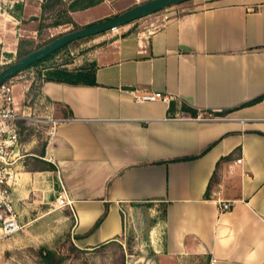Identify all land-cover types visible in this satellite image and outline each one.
Segmentation results:
<instances>
[{
	"label": "crops",
	"instance_id": "crops-1",
	"mask_svg": "<svg viewBox=\"0 0 264 264\" xmlns=\"http://www.w3.org/2000/svg\"><path fill=\"white\" fill-rule=\"evenodd\" d=\"M58 1L69 20L53 27L83 28L151 0ZM51 3L3 7V47L37 36L55 14ZM143 18L119 34L91 36L107 35L92 41L83 65L63 68L89 67L95 85H14L20 114L37 111L41 97L67 120L52 138L19 122L17 209L32 195L65 191V220L81 244L95 247L123 236L126 213L153 204L163 217V263L264 264V98L253 102L264 96V0H193ZM136 90L178 100L137 104ZM199 112L214 119H191ZM221 201L232 209L221 211Z\"/></svg>",
	"mask_w": 264,
	"mask_h": 264
},
{
	"label": "rangeland",
	"instance_id": "rangeland-1",
	"mask_svg": "<svg viewBox=\"0 0 264 264\" xmlns=\"http://www.w3.org/2000/svg\"><path fill=\"white\" fill-rule=\"evenodd\" d=\"M50 10L55 14L48 15V18L44 20L46 23L42 25L40 32L33 39L22 38L18 42L19 44L7 48H4L0 43V74L30 52L80 28L71 25H64L61 28L53 27L57 22H67L69 19L66 13L67 9L61 3H51ZM119 31L110 30L107 35L119 34L121 32ZM107 35L75 40L52 52L45 61L23 70L8 79L7 82H11L13 85L18 82H29L32 84V89L37 90L44 80L51 77L52 70L67 67L75 69L83 65L86 55L95 51L92 49L95 48L92 41L100 40L101 37H107ZM37 95L38 93H36ZM32 96L34 94L26 95V102L32 103ZM28 98L30 99L27 101ZM35 128L46 131V126L39 123ZM35 128L32 131L38 132ZM31 163L35 166L34 161ZM58 196L52 192L46 193L44 199L32 195L30 205L21 204L18 207L23 227L17 235L5 241L0 247V264L1 262L7 264H48L49 259L40 252L42 249L63 259L61 264H165L161 259L163 250L158 247L163 240V230L161 231L163 217L159 206L145 205L144 211L134 217H130L126 213L123 236L103 248L94 249V247L80 243L78 236L74 233L72 220H65L66 208L59 209L57 207ZM170 264L180 263L174 261ZM186 264L200 263L193 259L188 260Z\"/></svg>",
	"mask_w": 264,
	"mask_h": 264
},
{
	"label": "built area",
	"instance_id": "built-area-1",
	"mask_svg": "<svg viewBox=\"0 0 264 264\" xmlns=\"http://www.w3.org/2000/svg\"><path fill=\"white\" fill-rule=\"evenodd\" d=\"M44 2V0H38ZM13 3H21V0H0V10ZM118 29V28H117ZM113 29V30H117ZM14 85L5 81L0 85V247L5 241L12 239L22 230L21 214L19 213L14 197V190L18 182L17 162L20 154V127L22 120H31L35 123L46 126V134L49 138L55 137L58 128L67 122L54 116V105L40 97L39 109L33 113L20 114L18 103L14 95ZM133 99L137 104L142 103H164L171 106L178 97L163 92H141L133 91ZM180 119V115L171 116ZM196 121H211L214 115L211 113L199 112L191 117ZM239 159L236 164L240 165ZM57 207L66 208L72 204L65 191L57 198ZM221 211H229L233 202H220Z\"/></svg>",
	"mask_w": 264,
	"mask_h": 264
},
{
	"label": "water",
	"instance_id": "water-1",
	"mask_svg": "<svg viewBox=\"0 0 264 264\" xmlns=\"http://www.w3.org/2000/svg\"><path fill=\"white\" fill-rule=\"evenodd\" d=\"M188 1L193 0H151L141 5H137L115 17L66 33L54 39L49 44L30 52L4 70L0 74V85L23 70L45 59L52 52L65 47L67 44L75 40L95 36L103 32L123 27L159 10Z\"/></svg>",
	"mask_w": 264,
	"mask_h": 264
},
{
	"label": "trees",
	"instance_id": "trees-1",
	"mask_svg": "<svg viewBox=\"0 0 264 264\" xmlns=\"http://www.w3.org/2000/svg\"><path fill=\"white\" fill-rule=\"evenodd\" d=\"M53 1L55 3H59L58 0H53ZM49 57H50V55L47 58L37 62L36 64H34L32 66H35L38 63L45 61ZM32 66H30V67H32ZM50 79L58 81V82L69 83V84H89V85H95L96 84L95 80L93 78V72H92V70L89 69V67L83 68L82 70H79V71H69L67 69H55V70H53V73H51ZM262 98H264V96L259 97L258 99H256L253 102L260 101ZM36 161L41 164L40 166L38 165V167H40L41 170H46L47 167H45V165H46L45 162H43L41 159H36ZM55 169L56 168L53 165H51L49 167V170H55ZM65 213L66 214H72V212L70 210L65 211ZM104 217H105V215L99 220V222L97 223V225L95 227L99 226V224L102 222ZM112 242H114V240H111V241L102 243L100 245H97L94 247V249L103 248ZM40 252L43 254L44 257L49 259L48 264H61V262L63 261V259L56 257L54 255V253H52L46 249H42Z\"/></svg>",
	"mask_w": 264,
	"mask_h": 264
}]
</instances>
